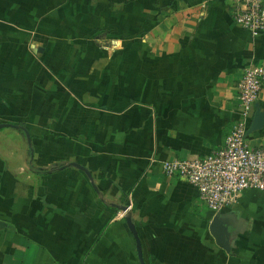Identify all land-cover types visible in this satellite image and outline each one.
Masks as SVG:
<instances>
[{"label":"crops","instance_id":"0c3cea01","mask_svg":"<svg viewBox=\"0 0 264 264\" xmlns=\"http://www.w3.org/2000/svg\"><path fill=\"white\" fill-rule=\"evenodd\" d=\"M251 67L230 0H0V264H141L128 213L146 264H264V193L214 213L163 172L225 146Z\"/></svg>","mask_w":264,"mask_h":264},{"label":"built area","instance_id":"2783aa9c","mask_svg":"<svg viewBox=\"0 0 264 264\" xmlns=\"http://www.w3.org/2000/svg\"><path fill=\"white\" fill-rule=\"evenodd\" d=\"M230 1L238 27L253 36L264 32V0ZM263 81V69L251 67L245 71L238 86L239 107L244 116L231 129L223 148L202 158L163 164L167 177H179L196 187L201 202L214 213L234 206L247 190L264 193V147H252L247 140Z\"/></svg>","mask_w":264,"mask_h":264},{"label":"water","instance_id":"95a60500","mask_svg":"<svg viewBox=\"0 0 264 264\" xmlns=\"http://www.w3.org/2000/svg\"><path fill=\"white\" fill-rule=\"evenodd\" d=\"M9 126H12V125H10V124H0V129L5 128V127H9ZM27 136H28V139L30 141L29 134H27ZM80 168H82V167H80ZM82 169L85 172H87L84 168H82ZM88 175L90 176L89 173H88ZM127 209H128L127 207H123L122 208L123 212H127ZM125 220H126L128 228L130 229V231L133 234L134 239L136 241V247H137V252H138V257H139L140 263L141 264H146L145 261H144V257H143L142 243H141L138 231H137V229H136V227H135V225H134V223L132 221V218L129 215V213L126 215ZM5 227H7V224L4 221L0 220V230L4 229ZM211 233L215 237L216 242H217V244L220 247L225 248V249L229 248L228 244H227V234H228V232H227L226 227L220 221V219L215 218L212 221Z\"/></svg>","mask_w":264,"mask_h":264}]
</instances>
